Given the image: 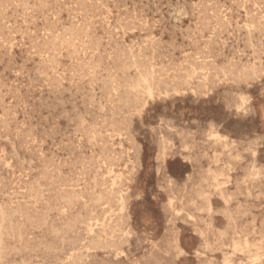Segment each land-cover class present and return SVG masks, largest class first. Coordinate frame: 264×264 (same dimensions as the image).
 <instances>
[{"label":"rangeland","instance_id":"obj_1","mask_svg":"<svg viewBox=\"0 0 264 264\" xmlns=\"http://www.w3.org/2000/svg\"><path fill=\"white\" fill-rule=\"evenodd\" d=\"M263 3L0 0V264H264Z\"/></svg>","mask_w":264,"mask_h":264},{"label":"bare ground","instance_id":"obj_2","mask_svg":"<svg viewBox=\"0 0 264 264\" xmlns=\"http://www.w3.org/2000/svg\"><path fill=\"white\" fill-rule=\"evenodd\" d=\"M6 1V0H5ZM21 2V1H20ZM233 2V1H232ZM10 4V3H9ZM264 4V3H263ZM42 5H43V3H42ZM244 5V4H243ZM17 6V5H16ZM74 6V5H73ZM105 6V5H104ZM43 7V6H42ZM2 9V8H1ZM20 10H22V9H20ZM244 12V11H243ZM22 13V12H21ZM246 14V13H245ZM45 16V15H44ZM171 16V15H170ZM246 16V15H245ZM13 18H15V17H13ZM174 19H176V18H174ZM3 21V20H2ZM116 21V20H115ZM175 21V20H174ZM40 22V21H39ZM119 25V24H118ZM48 27V26H47ZM249 28V27H248ZM3 29V28H2ZM64 30V29H63ZM33 32V31H32ZM27 33V32H26ZM25 34V33H24ZM161 35V34H160ZM250 36V35H249ZM10 37V36H9ZM12 38V37H11ZM15 39V38H14ZM1 40V39H0ZM39 40V39H38ZM77 41V40H76ZM1 45V44H0ZM52 46V45H51ZM40 47V46H39ZM70 47V46H69ZM167 47V46H166ZM168 48V47H167ZM130 50H131V48H130ZM250 50V49H249ZM253 50V49H252ZM47 53V52H46ZM48 55V54H47ZM133 56V55H132ZM51 57V56H50ZM94 57V56H93ZM133 58V57H132ZM50 59V58H49ZM51 60V59H50ZM202 63V62H201ZM41 64V63H40ZM87 66V65H86ZM35 68V67H34ZM53 68V67H52ZM63 73V72H62ZM235 75V74H234ZM35 76V75H34ZM41 76V75H40ZM151 76H153V75H151ZM158 76V75H157ZM41 77H43V76H41ZM35 78H37V77H35ZM28 79H30V78H28ZM146 83V82H145ZM140 85V84H139ZM138 87V86H137ZM150 88V87H149ZM148 89V88H147ZM146 89V90H147ZM7 91H8V89H7ZM41 91V90H40ZM148 93H149V90H148ZM168 94V93H167ZM21 98V97H20ZM80 98H81V96H80ZM251 100V99H250ZM68 101V100H67ZM58 102V101H57ZM15 104V103H14ZM45 104V103H44ZM58 104V103H57ZM7 109V108H6ZM35 109V108H34ZM39 109V108H38ZM25 110V109H24ZM73 110V109H72ZM104 110V109H103ZM20 111V110H19ZM32 111H33V108H32ZM36 111V110H35ZM63 111V110H62ZM238 111V110H237ZM70 113V112H69ZM262 113V112H261ZM263 115V114H262ZM22 116H24V115H22ZM119 117V116H118ZM45 118V117H44ZM263 118V117H262ZM52 119V118H51ZM8 121V120H7ZM15 123V122H14ZM36 123V122H35ZM24 126V125H23ZM39 129V128H38ZM66 129V128H65ZM43 130V129H42ZM63 133V132H62ZM69 134V133H68ZM30 136V135H29ZM8 137V136H7ZM60 137V136H59ZM162 137V136H161ZM162 139V138H161ZM4 140V139H3ZM92 140H93V138H92ZM36 141V140H35ZM56 141V140H55ZM43 143V142H42ZM108 144V143H107ZM107 144H106V146H107ZM40 147V146H39ZM64 147H65V145H64ZM38 148V147H37ZM57 151V150H56ZM54 153V152H53ZM214 154V153H213ZM67 156V155H66ZM209 156V155H208ZM29 158V157H28ZM214 158V157H213ZM32 160V159H31ZM104 164V163H103ZM83 167V166H82ZM252 168V167H251ZM99 169V168H98ZM105 169V168H104ZM34 170V169H33ZM252 170V169H251ZM35 171V170H34ZM228 178V177H227ZM77 180V179H76ZM243 180V179H242ZM61 182V181H60ZM93 183V182H92ZM246 185V184H245ZM97 186V185H96ZM41 187V186H40ZM65 187V186H64ZM111 188V187H110ZM248 190V189H247ZM57 191V190H56ZM87 191V190H86ZM78 194V193H77ZM96 195H98V193L96 194ZM100 195V194H99ZM44 197V196H43ZM122 197V196H121ZM34 201H35V199H34ZM45 201V200H44ZM121 201V200H120ZM96 203V202H95ZM120 207V206H119ZM66 209V208H65ZM65 212V211H64ZM82 216V215H81ZM87 220V219H86ZM132 221V220H131ZM4 222V221H3ZM12 222V221H11ZM90 222V221H89ZM91 223V222H90ZM70 224V223H69ZM96 224V223H95ZM84 226V225H83ZM86 226V225H85ZM80 227V226H79ZM2 229V228H1ZM97 229V228H96ZM99 230V229H98ZM0 235H1V233H0ZM20 239V238H19ZM61 239H62V237H61ZM57 243V242H56ZM112 244V243H111ZM1 248V247H0ZM223 255V254H222ZM67 258V257H66ZM35 259H36V257H35ZM22 260V259H21ZM38 260V259H37ZM10 261V260H9ZM42 261V260H41ZM66 261V260H65ZM21 263V262H20ZM26 264V263H25ZM49 264V263H48Z\"/></svg>","mask_w":264,"mask_h":264}]
</instances>
